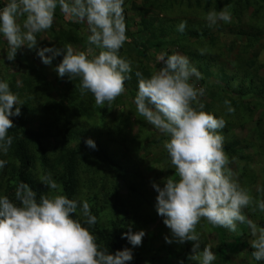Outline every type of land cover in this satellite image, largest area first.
Wrapping results in <instances>:
<instances>
[{
	"label": "rangeland",
	"instance_id": "rangeland-1",
	"mask_svg": "<svg viewBox=\"0 0 264 264\" xmlns=\"http://www.w3.org/2000/svg\"><path fill=\"white\" fill-rule=\"evenodd\" d=\"M4 2L5 0H0V7ZM238 4L239 0H124L126 35L130 40L146 44L149 52L146 55L132 43L124 44L120 49L119 55L132 62L133 71L130 74L131 79L125 81L124 94L117 97L111 105L107 102L104 105H96L91 92L82 95L80 101L84 103H80V107L86 109L82 113L87 114L89 111L90 114L91 108L93 113L91 117L80 116L73 125L80 134L85 131L101 151L87 153L81 157L84 165L82 170H79L78 182L82 187L78 190L77 198L81 202L88 201L93 215L95 206L100 207L103 214L98 216L99 224L110 234L114 228L126 233L130 224L133 232L145 231L141 246L133 248L129 243L128 248H132L134 259L128 264H179L180 260H183L184 264H199L198 261L188 259L196 243H199L198 250L201 251L207 244L212 246L211 250L216 255L212 264H264V261H256L251 255L254 249L248 241L252 237L245 224L238 223L237 231L230 232L202 219L196 227L199 241H187L183 244L165 242L164 236H171V232L164 225V218L157 214L155 205L158 193L152 187V182L163 187L167 177L172 176L177 180L179 178L174 175L175 169L164 148V142L169 137L161 134L139 116L134 103L138 90L135 76L137 70L149 77L163 67V62L157 60L162 53L187 56L194 66L197 60L194 54L197 53L202 59V78L193 76L190 83L205 89V94L199 97L205 106L204 111L214 114L217 118L223 117L227 123L231 121L232 115H228L224 100L254 107V111L242 113L243 127L239 124L227 126L226 131L229 130L230 137H235L234 139L223 137L224 144H231L237 139L242 143H250L247 138L252 137L254 147L242 153L245 158V162L240 166L242 171L229 154L228 167L234 173V178L255 200H264V192L257 191L258 186L264 188V144H258L257 139V134L260 133L264 140V94L258 89L250 92L249 87L251 82H264V29H259L258 25L251 29L248 23L253 8L239 11L242 15L240 17L235 10ZM225 7L232 14L231 23L219 22L209 27L206 21L207 13L210 10L219 12ZM181 21L189 23V31H184L183 35L171 36V30ZM86 26V22L77 23L66 19L57 7L52 27L37 34L35 48L29 49L24 45L18 49L14 61L7 60L9 46L0 35V81L7 82L10 90L23 104L27 102V97L35 102L32 107L26 109H22L23 104L17 105L21 114L10 117L15 125L13 128L21 134L35 130L39 135L48 129V123H52L54 118L59 120L53 128H49L48 132L54 133L53 138L30 142V151L37 158L53 152L59 141H69L71 150H76L82 145L78 138L71 137L74 128H62L64 119L50 115L51 111L57 113L55 105L60 103L68 91L81 93L80 84L76 81L78 77L71 80L66 75L61 78L54 71L62 61L63 54L55 57L51 65H45L37 55V50L44 47L63 48L71 44L76 51H87L90 48L91 58L97 55L100 49L87 43L90 33ZM79 27L83 30L72 31ZM207 28L211 29L214 43H211L209 36L204 35ZM70 33L72 35L68 38ZM180 38L184 39L183 50L180 48ZM198 39H201L200 43H197ZM201 49H205L203 55L200 54ZM197 67L199 68L198 65ZM248 92L249 94H246ZM36 103H41V106ZM34 108H38L37 111L34 112ZM103 110L108 111L107 115H102ZM47 111L50 121L42 117ZM247 114L248 122L244 123ZM255 129L258 131L249 132ZM223 132L224 130H220L221 135ZM59 133L61 137L57 138ZM225 138L228 139L227 142ZM110 141L112 142L107 147ZM150 141L154 143L150 144ZM7 153L10 157L0 152V159L7 161L6 166L0 169V177L4 170L10 173L11 163L17 168L19 166L17 161L11 159L13 149H9ZM124 155L125 160L123 158L122 162L117 161ZM39 165L37 171L42 172L43 168ZM243 172L247 175H243ZM253 207L255 205L244 209L245 215L258 226L264 227V213L259 210L252 211ZM82 217L86 219L83 215ZM188 243L191 246L189 250Z\"/></svg>",
	"mask_w": 264,
	"mask_h": 264
},
{
	"label": "clouds",
	"instance_id": "clouds-1",
	"mask_svg": "<svg viewBox=\"0 0 264 264\" xmlns=\"http://www.w3.org/2000/svg\"><path fill=\"white\" fill-rule=\"evenodd\" d=\"M57 7L66 19L86 22L90 33L87 43L100 51L89 58L90 48L76 51L68 44L63 48H40L37 55L43 64L51 65L55 57L63 54L54 68L58 76L67 75L71 80L79 77L81 94L91 92L96 105H111L124 94L125 81L131 79L133 71L132 62L119 55L128 40L124 0H5L0 7V35L9 46L7 60L14 61L17 50L24 45L29 49L36 47L37 34L52 27ZM206 21L209 27L219 22L231 23L232 14L226 7L219 12L210 10ZM186 27L187 21H181L177 31L182 33ZM204 53L205 49H201L200 54ZM157 60L163 62V67L149 77L139 70L135 72L138 90L134 103L139 116L169 137L164 148L174 175L179 178L167 177L163 187L152 182L158 193L157 214L164 218L163 223L171 232V236H164L165 242L199 241L196 227L202 219L230 232L237 231L238 223L245 224L252 237L248 241L254 249L252 257L264 261V227L244 213L253 205L252 211L264 213V200H255L228 167L230 160L220 134L226 121L203 110L205 106L199 97L205 89L190 83L191 77L201 79L202 74L187 56L179 53H162ZM223 103L229 114L235 112L231 101L226 99ZM18 104L23 103L9 84L0 81V152L5 155L13 143V137L8 135L15 127L10 117L21 114ZM85 144L96 148L90 138ZM6 164V160L0 159V169ZM40 181L58 194H42L37 202L36 192L22 181L15 189L19 206L6 195L0 197V264H127L134 259L132 248L115 253L102 249L89 228L73 218L80 206L86 218L84 223L96 224L97 217L87 200L81 202L59 194L60 185L50 173ZM257 191L264 192V188L258 186ZM145 235L144 230L133 232L130 224L122 238L126 237L135 248L142 245ZM198 248L199 243L193 245L188 259L212 264L216 259L212 246L207 244L202 252Z\"/></svg>",
	"mask_w": 264,
	"mask_h": 264
},
{
	"label": "trees",
	"instance_id": "trees-1",
	"mask_svg": "<svg viewBox=\"0 0 264 264\" xmlns=\"http://www.w3.org/2000/svg\"><path fill=\"white\" fill-rule=\"evenodd\" d=\"M253 8V13L250 16L249 20V26L251 29H255L258 25L259 29H264V0H239V4L235 7L236 13L238 16L242 17L241 13L239 11H247L249 9ZM261 20V22H259ZM259 22V23H258ZM188 24L185 29V31H189ZM171 30L170 35L174 36L175 34L183 35V32L177 31V26ZM77 26V25H76ZM87 27V26H86ZM76 30H83L82 28L74 29L72 31ZM205 30V29H204ZM71 31V32H72ZM72 34L68 36V38ZM194 33H192V36ZM204 35L209 36V39H211V43H214L215 40L212 39V33L211 29H206L204 31ZM67 38V39H68ZM181 39V38H180ZM201 39H198L197 43H200ZM134 44L136 47H139L144 51V53L147 55L149 52L147 45L139 42V41H133L128 39L125 44ZM184 39L180 40V48L184 49ZM196 59L194 66L198 69V71L202 74L201 64L202 59H200L197 56V53L194 54ZM191 60V59H190ZM56 61V60H55ZM199 66V68L197 67ZM195 77V76H194ZM75 79V78H74ZM235 80V79H234ZM79 84H81V80L78 77L76 80ZM239 83L238 81H236ZM264 82L256 81L251 82L250 86L251 90L250 92H254L255 89H258L260 93L264 94ZM246 94H249L246 93ZM83 94H75L71 91H68L65 96L63 95L62 100L59 104L55 105L57 108V113L55 114V111H51L50 115H55L54 117L59 118L60 120L64 119L65 124L62 128L64 129H70L71 126L74 128L73 134L71 137H76L79 139V141L82 142V145H79V147L75 150H71V144L69 141H59V144L57 148L51 152L49 155L45 154L42 158H37L35 154H33L29 148L30 142L32 140H35L37 142H41L44 139L53 138L54 133L52 131H49V128H53V126L59 122V120H53L52 123H48L47 127L48 129H45V131L39 135L34 132L35 130L24 132L23 134L19 133L17 129H10L8 132V135L13 137V143L9 149H13V153L11 155V159L17 161L19 163V166H13V163H11V170L10 173L6 170L3 171V175H1L0 179V197L2 196H8L10 200H12L14 203H16L19 206V201L15 200V189L19 185L20 182H25L29 184V186L32 188L33 191L37 194V202H39L40 196L43 195H56L58 194L56 190H49L48 186H46L43 182L40 181V179L47 175L51 174L52 178L60 185V192L59 194L66 195L69 199H74L78 201V190L80 189L81 183H79V170H82V167L84 163H82L81 157L84 156L87 153H93L97 151H101L98 149V145H96L95 149H92L88 147L85 144V141L87 139H92L84 130L83 134H80L79 131L76 129V127L73 125L74 121L78 119L80 116H86L91 117L93 113V109L91 108V112L89 114V111L87 114H83L82 112L86 110L83 106H81L80 103H84L83 101H80L82 99ZM37 98V97H36ZM42 101V100H41ZM32 104H35V102L31 101L29 97H27V102L23 104L22 109H26L29 107H32ZM36 105L41 106V103H36ZM50 105V104H49ZM107 105V104H106ZM231 106L235 109V112L231 114V121H228L226 123V127L223 128V136H226L227 138L230 137L231 132L227 129L228 125L232 124H239L242 125L241 119L244 117L242 113L252 112L254 111V107H245L240 104H238L235 101H231ZM242 108V109H240ZM264 108V107H263ZM38 109V108H37ZM37 109L34 108V112L37 111ZM240 109V110H239ZM108 111L103 110L102 115H107ZM230 115V114H228ZM48 116V111L46 114L42 117H45L47 121H50V118ZM248 114L246 115V119L244 120V123L248 122L247 120ZM35 129V128H34ZM258 130H249L250 133L257 132ZM258 137V144H264V140L262 139V135L257 134ZM61 137L60 133L58 134L57 138ZM30 138V139H29ZM225 138V141L227 142L228 139ZM231 139H234L235 137H230ZM251 136L247 138V140L250 143H242L238 139L235 140L233 143L229 144H223L224 150L227 154L230 155L234 160H236L237 167L240 169L241 163L245 162V158L242 156V153L249 148L254 147V142L251 140ZM93 140V139H92ZM94 141V140H93ZM95 142V141H94ZM109 143H107V147H109ZM253 142V143H252ZM154 141H150V144H153ZM105 151V150H103ZM8 155V153H7ZM162 156V153H161ZM8 157H10L8 155ZM126 159V156L119 157L117 161L122 162ZM117 159V158H116ZM40 163V165H39ZM38 165L40 168H43L42 172H38ZM247 165V164H246ZM242 171V168L240 169ZM243 175H247V173L243 172ZM95 216L97 217V222L94 226H89L84 223V219L82 217V212L80 206H78L77 211L73 214V218L76 220H79L84 227H88L89 230L92 232V234L96 237V242L102 249H107L110 253H115L117 250H122L124 248H128L129 242L127 238H122V235L125 233L124 230H113V233L110 234L106 229L102 228L101 224H99L98 216L103 214L100 207L95 206ZM101 225V226H100ZM191 248L190 244H187V250ZM199 252H202L201 249L198 250ZM128 264V262H127Z\"/></svg>",
	"mask_w": 264,
	"mask_h": 264
}]
</instances>
